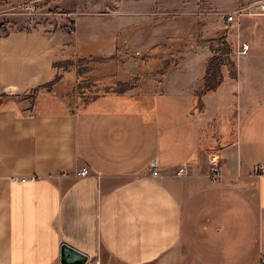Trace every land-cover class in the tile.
<instances>
[{
	"label": "crops",
	"instance_id": "crops-1",
	"mask_svg": "<svg viewBox=\"0 0 264 264\" xmlns=\"http://www.w3.org/2000/svg\"><path fill=\"white\" fill-rule=\"evenodd\" d=\"M13 17L0 28V264H63L64 243L86 264H262L264 69L252 60L264 58V34L245 37L249 50L214 89L202 92V62L228 44L237 54L229 36L189 52L162 91L84 105L64 86L87 57L79 40L48 18L35 28ZM173 123L188 130L173 134Z\"/></svg>",
	"mask_w": 264,
	"mask_h": 264
},
{
	"label": "rangeland",
	"instance_id": "rangeland-1",
	"mask_svg": "<svg viewBox=\"0 0 264 264\" xmlns=\"http://www.w3.org/2000/svg\"><path fill=\"white\" fill-rule=\"evenodd\" d=\"M262 1L264 0H2L0 28L10 24L14 15H27V26L35 28L39 26L38 20L48 18L46 23L50 20L56 22L58 28L64 30V34L79 40V52L81 56L87 57L78 59L80 66L73 69L78 72L77 83L68 79L70 81L64 86L70 90V97L77 100L78 104L85 105L97 97L117 93L115 91L146 94L150 91H162L166 85L165 74L180 66H188V58L185 57H188L189 52H209L211 47L216 49L220 46L218 40L228 36L233 44L236 41L238 48L245 37L264 34V26H261L264 25L263 21L250 33L245 29L249 24L245 22L247 17L253 19L262 16L250 13ZM29 4L35 7L27 9ZM187 7L188 11H185ZM244 7L245 14L239 16L237 22L229 24L228 13ZM26 11L36 12L34 14L39 19H33L34 14H27ZM51 26L54 27L49 25ZM244 30L245 33H242ZM137 33L143 35V40L137 39ZM122 36L129 37L127 47L123 50L120 48ZM224 48L213 59L203 60L202 65L207 69H214L217 64L225 61L226 67H236L240 55L235 53V47L228 44ZM223 51H229L225 53L230 54L221 56ZM252 61L264 69V58ZM260 76L263 81L264 74ZM62 92L65 91L60 90L59 93ZM35 93L36 91L30 94L31 99H34ZM173 124V134H181L186 128Z\"/></svg>",
	"mask_w": 264,
	"mask_h": 264
},
{
	"label": "built area",
	"instance_id": "built-area-1",
	"mask_svg": "<svg viewBox=\"0 0 264 264\" xmlns=\"http://www.w3.org/2000/svg\"><path fill=\"white\" fill-rule=\"evenodd\" d=\"M35 1V0H33ZM32 7H35L34 5L32 6L31 4L27 5V9H32ZM250 9V8H249ZM244 10H246V8H241L235 11H232L230 13H228L227 15V22L229 24H233L235 22L238 21L239 16H242L245 14ZM28 13H34L32 11H27ZM253 15H264V1L259 2L256 6H255V11L250 12ZM249 50V44L245 41L242 42L241 44V48L238 50V54H244ZM211 170H210V177L214 180V181H219L222 176V167L220 165V161L217 159L216 156H212L211 157ZM185 172V167H181L179 170V173L182 174ZM255 172L257 174H259L260 176L264 175V162H261L259 164H257L255 166ZM81 175H88L90 173V170L86 167L82 168V170H80L79 172ZM153 174L154 175H158L159 174V170L157 169H153ZM27 178H23L22 180H26ZM262 264H264V259L262 260Z\"/></svg>",
	"mask_w": 264,
	"mask_h": 264
},
{
	"label": "water",
	"instance_id": "water-1",
	"mask_svg": "<svg viewBox=\"0 0 264 264\" xmlns=\"http://www.w3.org/2000/svg\"><path fill=\"white\" fill-rule=\"evenodd\" d=\"M89 256L73 246L64 243L62 246V263L63 264H86Z\"/></svg>",
	"mask_w": 264,
	"mask_h": 264
},
{
	"label": "trees",
	"instance_id": "trees-1",
	"mask_svg": "<svg viewBox=\"0 0 264 264\" xmlns=\"http://www.w3.org/2000/svg\"><path fill=\"white\" fill-rule=\"evenodd\" d=\"M226 64L225 61L217 64V67L214 69H208L205 77V87L202 89V92L207 91L208 89L216 88L223 81L222 66ZM117 93L122 91H115Z\"/></svg>",
	"mask_w": 264,
	"mask_h": 264
}]
</instances>
